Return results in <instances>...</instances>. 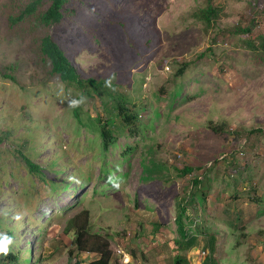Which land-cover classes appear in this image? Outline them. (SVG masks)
<instances>
[{
    "label": "rangeland",
    "instance_id": "1",
    "mask_svg": "<svg viewBox=\"0 0 264 264\" xmlns=\"http://www.w3.org/2000/svg\"><path fill=\"white\" fill-rule=\"evenodd\" d=\"M27 1L0 0V240L15 257L0 264L90 260L80 225L108 241L110 264H264V133L249 132L264 129V62L244 46L262 24L233 31L254 0H209L210 25L195 15L207 0H70L49 28L15 20ZM45 32L104 90L52 75Z\"/></svg>",
    "mask_w": 264,
    "mask_h": 264
},
{
    "label": "trees",
    "instance_id": "2",
    "mask_svg": "<svg viewBox=\"0 0 264 264\" xmlns=\"http://www.w3.org/2000/svg\"><path fill=\"white\" fill-rule=\"evenodd\" d=\"M46 2L48 4L46 7H44ZM69 2L70 0H28L24 8L21 10L19 16L15 17V20L33 17L38 27L49 28L53 25H58L61 23L64 16V11L66 10L67 4ZM257 4L258 3L256 0L251 2L249 23L245 26L236 25L233 31L242 33L246 36L250 34L256 26L262 24V29L260 31L254 33L253 36L250 35L244 39V46L250 51L256 53L259 59L264 62V5L258 8ZM220 14L221 9L217 6H214L209 0L206 1L204 7H201L195 13L196 17L206 25L216 22L220 17ZM259 18L261 19L260 22L262 23H258ZM39 52L41 56L48 61L50 65V73L57 76L67 85L84 91L87 88H91L93 91H97V89H100L101 91L104 90L103 80L97 81L93 77L82 78L79 75L64 50L53 38V36L47 32H45L39 39ZM188 65V62H183L178 68L176 74H183ZM118 110L119 113L123 115V120L125 123H134L135 117L133 112L129 111L123 105H121ZM224 125L225 123H221L220 125L210 124V128L216 133H221V129L224 127ZM249 132L264 133V129L258 127L252 128ZM100 139L102 149L107 150L109 143L113 141V137L111 136L110 128L106 123L100 124ZM23 161L29 167V170H35L37 168L36 165H34L33 162L26 156H23ZM191 171V167H184L180 170V173L181 175H186ZM200 184L201 179L194 178L192 180V185L199 187ZM201 194L205 196V191H201ZM193 197L194 195L192 192L187 196L186 202H192ZM175 220L177 221L178 236L186 237V230L183 228L181 217L177 215ZM75 233L76 236L74 239V244L76 249L94 252L96 253V256L87 261L77 260L73 264H110L112 251L108 241H102L101 243L88 241L86 237V229L83 225L78 226L75 230ZM9 256L15 259L14 255L9 254ZM175 262L181 263L182 260L177 259Z\"/></svg>",
    "mask_w": 264,
    "mask_h": 264
},
{
    "label": "clouds",
    "instance_id": "3",
    "mask_svg": "<svg viewBox=\"0 0 264 264\" xmlns=\"http://www.w3.org/2000/svg\"><path fill=\"white\" fill-rule=\"evenodd\" d=\"M22 216L20 214H16L13 219L15 220H22ZM9 241L8 240H0V255L7 256L10 253V248L8 247Z\"/></svg>",
    "mask_w": 264,
    "mask_h": 264
},
{
    "label": "built area",
    "instance_id": "4",
    "mask_svg": "<svg viewBox=\"0 0 264 264\" xmlns=\"http://www.w3.org/2000/svg\"><path fill=\"white\" fill-rule=\"evenodd\" d=\"M115 252H116L117 254H121V253H122V251H121L119 248H117V249L115 250Z\"/></svg>",
    "mask_w": 264,
    "mask_h": 264
}]
</instances>
